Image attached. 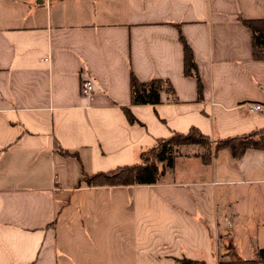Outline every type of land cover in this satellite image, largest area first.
<instances>
[{"label": "crops", "instance_id": "obj_1", "mask_svg": "<svg viewBox=\"0 0 264 264\" xmlns=\"http://www.w3.org/2000/svg\"><path fill=\"white\" fill-rule=\"evenodd\" d=\"M109 1L97 12L92 0H0V264L255 259L263 149L235 158L222 148L205 164L200 147L186 146L154 184L77 182L133 164L173 132L197 127L215 144L264 129L247 107L264 106V60L240 21L264 19V0ZM180 36L201 96L184 74ZM131 72L168 80L174 96L133 104ZM86 78L94 90L84 96Z\"/></svg>", "mask_w": 264, "mask_h": 264}, {"label": "trees", "instance_id": "obj_2", "mask_svg": "<svg viewBox=\"0 0 264 264\" xmlns=\"http://www.w3.org/2000/svg\"><path fill=\"white\" fill-rule=\"evenodd\" d=\"M245 27H248L252 35L253 57L256 60H264V19H240ZM183 44L184 74L193 76L198 83V95L202 93L198 69L193 59V52L184 38L179 37ZM129 84L131 88L130 99L135 105H157L160 103L161 91L174 96V89L165 79H150L142 82L131 72ZM123 112L129 123L137 119L130 113L129 108L124 107ZM156 143L139 153V160L133 164L118 165L113 169L98 171L90 174L83 173L77 186H134L149 185L159 181L166 169H172L175 160L180 155V148L196 145L201 148L197 156L207 164L222 148H229L235 158H240L247 149L257 148L264 150V129H256L248 134L236 135L216 139L215 144L208 135H204L197 127H191L187 133L173 132L168 137L156 139ZM214 144V147H213ZM68 154V153H67ZM75 154V153H74ZM74 154H70L74 156ZM218 264H259L264 262V248L256 250L253 260H231L218 258ZM179 264H199L197 261L185 257L177 259Z\"/></svg>", "mask_w": 264, "mask_h": 264}, {"label": "built area", "instance_id": "obj_3", "mask_svg": "<svg viewBox=\"0 0 264 264\" xmlns=\"http://www.w3.org/2000/svg\"><path fill=\"white\" fill-rule=\"evenodd\" d=\"M81 94L86 96L90 95L91 92L94 90V85L92 84V81L88 78L86 80L81 81ZM249 111L254 113H259L264 115V106L260 103H250L247 105Z\"/></svg>", "mask_w": 264, "mask_h": 264}, {"label": "rangeland", "instance_id": "obj_4", "mask_svg": "<svg viewBox=\"0 0 264 264\" xmlns=\"http://www.w3.org/2000/svg\"><path fill=\"white\" fill-rule=\"evenodd\" d=\"M91 5H93V9H95V11H100V10H104L106 7L109 10L112 7V3L109 0H92V3H90ZM199 147V146H197ZM201 149V148H200ZM180 151H182L183 153H186L188 151H191L189 149H187V147L183 146L180 148ZM216 244V242H215Z\"/></svg>", "mask_w": 264, "mask_h": 264}]
</instances>
